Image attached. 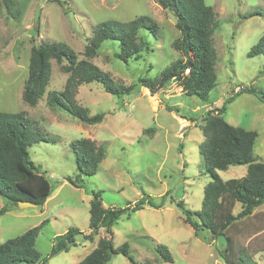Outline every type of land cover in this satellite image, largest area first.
<instances>
[{
	"label": "rangeland",
	"instance_id": "1",
	"mask_svg": "<svg viewBox=\"0 0 264 264\" xmlns=\"http://www.w3.org/2000/svg\"><path fill=\"white\" fill-rule=\"evenodd\" d=\"M17 1L19 17L0 4V111H23L41 133L42 139L29 151L39 172L51 182L53 193L44 206L16 205L0 213V242L49 219L36 242L45 258L51 254L54 238L71 227L84 234L92 232V190L101 191L105 205L121 208L133 206L144 196L160 203L161 196L167 193V201L160 208L146 203L124 213L113 226L114 245L127 242L140 264H225L218 237L208 230L195 233L177 202L184 201L194 212L202 207L205 186L212 180L200 152L206 139L204 118L224 103L229 123L257 131L254 153L264 159V100L247 92L228 102L238 87L253 86L264 92V54L249 55L264 36V0H205L219 20L214 33L218 82L207 102L190 96L175 81L156 93L139 83L143 77L158 78L173 61L184 57L172 47L180 36L176 18L156 0ZM141 15H149L159 24L156 35L146 30L139 32L149 41L148 48L124 62L115 56L119 43L107 41L93 59L116 83L136 85L135 91L119 98L94 82L80 85L76 92L78 104L90 115L105 114L101 123H85L49 105L48 94L63 91L68 77L55 59L50 83L38 104L33 106L24 100L34 45L65 41L83 58L98 23L107 19L129 21ZM258 49L263 50L264 43ZM167 104L178 105L180 111L167 109ZM83 139L101 148L103 158L95 173L83 175L85 187H76L66 178L81 183L72 143ZM247 171V165H232L218 173L228 180L240 178ZM4 204L0 196V209ZM241 209L242 204L235 202L232 212L237 214ZM84 234H78L69 251L59 252L47 264H78L102 237L108 236L104 228L94 233L92 240L85 239ZM226 236L234 242L237 254L244 248L256 261L264 263V204L250 217L235 221ZM161 244L171 251L172 262L165 261L157 251ZM109 264L133 263L118 253Z\"/></svg>",
	"mask_w": 264,
	"mask_h": 264
},
{
	"label": "trees",
	"instance_id": "2",
	"mask_svg": "<svg viewBox=\"0 0 264 264\" xmlns=\"http://www.w3.org/2000/svg\"><path fill=\"white\" fill-rule=\"evenodd\" d=\"M163 8L171 11L176 18V27L180 36L172 43V47L184 57L173 61L158 78H140L141 86L148 87L153 93L166 88L173 81L183 85L190 96H196L203 102L210 101L217 87L216 63L218 53L215 47L214 33L219 20L214 8L205 0H156ZM17 0H0L8 12L19 17ZM141 30L153 35L159 31L158 22L149 15H141L129 21L107 19L98 23L83 52V58L65 41H41L31 50L29 77L26 80L23 98L30 105H37L44 96L51 79L52 60L55 59L61 70L68 74L63 91L48 94L51 107L68 111L79 120L98 124L104 120V113L90 115L81 107L76 99L78 87L82 84L97 82L105 91L121 98L131 95L136 85L116 83L113 77L100 68L93 59L103 43L114 41L119 43L115 56L124 62L138 56L149 47V41L139 36ZM264 43V36L249 52L250 56L264 54L258 49ZM228 102L236 95L254 93L264 100V92L253 86L238 87ZM167 109L180 111L178 105ZM226 105L210 110L204 118L203 130L206 139L200 145V152L205 159L207 171L212 180L205 186V197L201 209L192 211L184 201L177 205L191 224L195 233L208 230L215 236L226 233L237 220L250 217L257 207L264 204V159L254 153L258 133L240 126L232 125L225 118ZM190 118V117H189ZM190 120H192L190 118ZM41 133L35 129L30 120L22 112L0 111V196L5 201L0 213L19 205L20 200H28L38 206H44L53 193L49 179L39 172L38 165L32 160L29 147L41 140ZM56 142V139H52ZM76 153L78 177L81 183L71 177L66 180L76 187H85L83 175L95 173L103 158L101 148H96L89 139L72 143ZM232 165H247L246 175L240 178L224 180L219 170H226ZM90 201V227L92 232L84 234L80 229L71 227L66 233L54 238L51 254L42 258L36 247L37 238L49 219L28 229L22 235L0 242V264H47L49 258L59 252L69 251L76 243L78 234L85 239H94V233L104 228L108 236L102 237L97 246L78 264H109L115 254L122 253L133 264H140L130 253L129 244L114 245L113 226L115 222L129 210H136L148 203L160 208L167 201L168 194L161 196L156 203L150 196H144L133 206L116 207L104 203L101 191L92 190ZM173 198V197H172ZM235 202L242 204V209L234 214L232 207ZM128 205H131L129 203ZM229 239V245L220 249L225 264H264L256 261L246 249H238ZM157 251L167 262H172L173 255L165 245H158Z\"/></svg>",
	"mask_w": 264,
	"mask_h": 264
},
{
	"label": "water",
	"instance_id": "3",
	"mask_svg": "<svg viewBox=\"0 0 264 264\" xmlns=\"http://www.w3.org/2000/svg\"><path fill=\"white\" fill-rule=\"evenodd\" d=\"M37 21H39V13L37 11ZM19 206L24 208V207H29V206H38L36 203L32 202V201H28V200H20L19 201ZM229 244V239L226 236V233H221L218 236V245L221 249H225Z\"/></svg>",
	"mask_w": 264,
	"mask_h": 264
}]
</instances>
